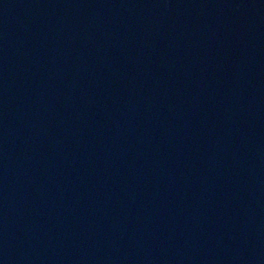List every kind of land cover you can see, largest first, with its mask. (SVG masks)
I'll use <instances>...</instances> for the list:
<instances>
[{
	"label": "water",
	"instance_id": "1",
	"mask_svg": "<svg viewBox=\"0 0 264 264\" xmlns=\"http://www.w3.org/2000/svg\"><path fill=\"white\" fill-rule=\"evenodd\" d=\"M0 264H264V0H0Z\"/></svg>",
	"mask_w": 264,
	"mask_h": 264
}]
</instances>
